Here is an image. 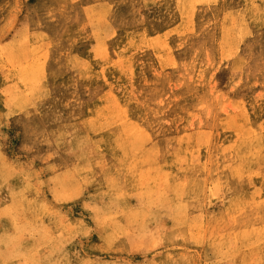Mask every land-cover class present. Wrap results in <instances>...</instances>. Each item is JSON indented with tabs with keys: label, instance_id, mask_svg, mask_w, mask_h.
Returning <instances> with one entry per match:
<instances>
[{
	"label": "rangeland",
	"instance_id": "rangeland-1",
	"mask_svg": "<svg viewBox=\"0 0 264 264\" xmlns=\"http://www.w3.org/2000/svg\"><path fill=\"white\" fill-rule=\"evenodd\" d=\"M54 1L0 0V264H264V0Z\"/></svg>",
	"mask_w": 264,
	"mask_h": 264
},
{
	"label": "bare ground",
	"instance_id": "bare-ground-1",
	"mask_svg": "<svg viewBox=\"0 0 264 264\" xmlns=\"http://www.w3.org/2000/svg\"><path fill=\"white\" fill-rule=\"evenodd\" d=\"M15 1H16V0H15ZM53 1H54V0H53ZM72 1H73V0H72ZM18 2H19V1H18ZM54 2H55V1H54ZM14 3H15V2H14ZM33 3H34V2H33ZM71 3H72V2H71ZM74 3H75V2H74ZM102 4H103V3H102ZM14 5H15V4H14ZM60 5H61V3H60ZM60 5H59V6H60ZM94 5H95V4H94ZM94 5H93V6H94ZM16 6H17V4H16ZM93 6H92V7H93ZM53 7H54V6H53ZM103 7H104V6H103ZM105 7H106V6H105ZM91 9H92V8H91ZM70 10H71V8H70ZM72 10H73V9H72ZM93 10H94V9H93ZM78 12H79V11H78ZM95 12H96V11H95ZM101 13H102V12H101ZM81 14H82V13H81ZM99 14H100V13H99ZM113 19H114V18H113ZM116 21H117V20H116ZM129 21H130V20H129ZM109 22H110V21H109ZM125 22H126V21H125ZM36 23H37V22H36ZM65 23H66V22H65ZM110 23H111V22H110ZM106 24H107V23H106ZM104 25H105V24H104ZM107 25H108V24H107ZM102 26H103V25H102ZM110 27H111V26H110ZM126 27H128V26H126ZM126 27H125V28H126ZM120 28H121V27H120ZM120 28H119V29H120ZM125 28H124V30H125ZM134 28H135V27H134ZM146 28H147V27H146ZM22 30H24V31H25V34H26V30H25V29H22ZM105 30H107V29L105 28ZM112 30H113V29H112ZM131 30H132V29H131ZM24 31H21V32L24 33ZM35 32H37V31H35ZM112 32H113V31H112ZM129 32H130V31H129ZM40 33H41V32H40ZM40 33H39V34H40ZM33 34H34V33H32V35H33ZM41 34H42V33H41ZM113 34H114V33H113ZM161 34H162V33H161ZM23 35H24V34H23ZM35 35H38V34L36 33ZM43 35H44V34H43ZM118 36H119V35H118ZM20 37H21V36H20ZM47 37H48V36H46V38H47ZM110 37H111V36H110ZM110 37H109V38H110ZM18 38H19V37H18ZM18 38H17V39H18ZM22 38H23V37H22ZM32 38H33V37H32ZM39 38H40V37H39ZM109 38H106V39H109ZM19 39H20V38H19ZM19 39H18V40H19ZM24 39H25V38H24ZM24 39H23V41H24ZM34 39H35V38H34ZM111 39H112V38H111ZM116 39H117V37H116ZM159 39H160V38H159ZM114 40H115V39H114ZM153 40H154V39H153ZM162 40H163V39H162ZM37 41H38V40H37ZM102 41H104V40H102ZM159 41H161V40H159ZM20 42H21V40H20ZM32 42H33V41H32ZM35 42H36V41H35ZM40 42H41V40H40ZM43 42H44V41H43ZM104 42H106V41H104ZM144 42H147V41H144ZM161 42H162V41H161ZM164 42H165V41H164ZM36 43H37V42H36ZM50 43H51V42H50ZM94 43H95V42H94ZM96 43H97V42H96ZM101 43H102V42H101ZM19 44H20V43H19ZM19 44L17 43V45H19ZM25 44H27V43H25ZM142 44H143V42H142ZM162 44H163V43H162ZM29 45H30V44H29ZM29 45H28V46H29ZM98 45L101 46V44H99V43H98ZM147 45H148V44H147ZM13 46H14V45H13ZM13 46H12V47H9V48H13ZM162 46H163V45H162ZM16 48H17V46H16ZM19 48H21V47H19ZM24 48H25V47H23V49H24ZM14 49H15V48H14ZM153 49H154V48H153ZM165 49L167 50V48H165ZM18 50L20 51L21 49H18ZM120 50H121V49H120ZM122 50H123V52L125 51L124 48H123ZM146 50H147V49H146ZM158 50H159V49H158ZM163 50H164V49H163ZM16 51H17V50H16ZM19 51H18V52H19ZM22 51H23V50H22ZM152 51H153V50H152ZM11 52H12V51H11ZM18 52H17V53H18ZM102 52H104V51H101V54H102ZM119 52H120V51H119ZM161 52H162V51H161ZM166 52H168V51H166ZM6 53H8V52H6ZM22 53H23V52L18 53V54H21V55H22ZM114 53H115V52H114ZM170 54H171V52H170ZM8 55H11V53H9ZM21 55H20V56H21ZM157 55H158V54H157ZM157 55H156V56H157ZM16 56L18 57V55H16ZM94 56H97V55L94 54ZM130 56H131V55H130ZM22 57H23V56H22ZM75 57H76V56H75ZM119 57H120V56H119ZM128 57H129V56H128ZM92 58H93V57H92ZM105 58H106V57H105ZM131 58H132V56H131ZM158 58H160V55H159ZM169 58H170V57H169ZM77 59H78V58H77ZM99 59H101V58L99 57ZM108 59H110V58L108 57ZM171 59H172V58H171ZM102 60H103V59H102ZM106 60H107V59H106ZM125 60H126V59H125ZM161 60H162V58H161ZM123 61H124V60H123ZM131 61H132V60H131ZM133 61H134V60H133ZM101 62H102V61H101ZM118 62H121V61L119 60ZM118 62H117V63H118ZM153 62H154V61H153ZM168 62H169V61H168ZM82 63H84V62H82ZM111 63H112V62H111ZM161 63H162V62H161ZM112 64H113V63H112ZM110 65H111V64H110ZM129 65H130V64H129ZM104 66H105V65H104ZM68 68H69V67H68ZM85 68H86V67H85ZM82 69H83V68H82ZM99 69H100V68H99ZM127 69H128V68H127ZM33 72H35V71H33ZM42 72H43V71H42ZM53 72H54V71H53ZM83 72H84V71H83ZM128 72H131V71H128ZM36 73H37V72H36ZM38 73H40V71H39ZM38 73H37V74H38ZM84 73H85V72H84ZM84 73H83V74H84ZM28 74H29V72H28ZM33 74H34V73H33ZM51 74H52V73H51ZM53 74H54V73H53ZM80 74H81V73H80ZM99 74H100V72H99ZM124 74H125V73H124ZM128 74H129V73H128ZM38 75H39V74H38ZM62 75H63V74H62ZM103 75H104V74H103ZM49 76H50V75H49ZM59 76H60V75H59ZM92 76H93V75H92ZM94 76H95V75H94ZM43 77H44V76H43ZM56 77H57V76H56ZM84 77H85V76H84ZM86 77H87V76H86ZM23 78H24V77H23ZM34 78H35V77H34ZM34 78H33V79H34ZM20 79H21V78H20ZM43 79H44V78H43ZM96 79H97V78H96ZM96 79H95V80H96ZM25 80H27V79H25ZM28 80H29V79H28ZM38 81H39V80H38ZM38 81H37V82H38ZM45 81H46V80H45ZM85 81H86V80H85ZM14 82H16V81H14ZM26 82H27V81H26ZM35 82H36V81H35ZM10 83H11V82H10ZM29 83H30V82H29ZM106 83H107V82H106ZM25 84H26V83H25ZM35 84H36V83H35ZM127 84H128V83H127ZM10 85H11V84H10ZM10 85H9V86H10ZM36 85H37V84H36ZM110 85H111V84H110ZM29 86H30V85H29ZM34 86H35V85H34ZM27 87H28V86H27ZM117 87H119V85H118ZM123 87H124V86H123ZM31 88H32V87H31ZM31 88H30V89H31ZM120 88H121V87H120ZM11 89H12V88H11ZM84 89H85V88H84ZM8 90H9V89H8ZM19 90H20V89H19ZM28 90H29V89H28ZM104 90H105V89H104ZM121 91H122V89H121ZM125 92H126V90H125ZM5 93H6V92H5ZM5 93H4V94H5ZM7 93H8V92H7ZM4 94H3V95H4ZM19 94H21V93H19ZM9 95H10V93H9ZM17 95H18V91H17ZM85 95H86V94H85ZM106 96H107V94H106ZM9 97H10V96H9ZM11 97H13V96H11ZM11 97L9 98V100H10V99H14V100H15V98H16V97H15V98H11ZM117 98H118V97H117ZM106 99H107V98H106ZM119 99H121V98H119ZM119 99H118V100H119ZM104 101H105V99H104ZM12 102H13V101H12ZM12 102H11V103H12ZM111 102H112V101H111ZM111 102H109V103H111ZM122 102H124V101H122ZM222 103H223V102H222ZM5 104H6V106H5V109H6V108H7V103L5 102ZM8 104H10V103H8ZM113 104H116V103H113ZM124 104H125V103H124ZM2 105H3V104H2ZM105 105H106V104H105ZM117 105H118V104H117ZM122 105H123V104H121V106H122ZM9 106H10V105H9ZM100 106H101V105H100ZM111 106H113V105H111ZM118 106H119V105H118ZM123 106H124V105H123ZM245 106H246V105H245ZM10 107H11V106H10ZM10 107H9V108H10ZM246 107H247V106H246ZM253 107H254V106H253ZM105 108H106V107H104V109H105ZM114 108H115V107H114ZM114 108H113V109H114ZM223 108H224V107H223ZM99 109H100V108H99ZM102 109H103V108H102ZM110 109H111V108H110ZM113 109H112V111H113ZM121 109H122V108H121ZM116 110H117V109H116ZM102 111H103V110H102ZM112 111L110 110L109 112H112ZM114 111H115V110H114ZM118 111H119V108H118ZM118 111H117V112H118ZM123 111H125L124 108H123ZM130 111H131V110H130ZM242 111H243V110H242ZM248 111H249V109H248ZM256 111H257V109H256ZM259 111H260V110H259ZM6 112H7V109H6ZM37 112H38V111H37ZM99 112H100V111H99ZM109 112H108V113H109ZM30 113H31V112H30ZM100 113H101V112H100ZM102 113H103V112H102ZM108 113H107V116H108ZM122 113H123V112H122ZM122 113H121V114H122ZM126 113H127V112H126ZM243 113H244V112H243ZM3 114H4V113H3ZM116 114H117V113L115 112V115H116ZM119 114H120V113H119ZM123 114H124V116L126 115L125 113H123ZM127 114H128V113H127ZM131 114H132V113H131ZM255 114H256V113H255ZM255 114H254V115H255ZM29 115H30V114H29ZM135 115H136V114H135ZM240 115H241V113H240ZM251 115H253V114H251ZM104 116H105V115H104ZM133 116H134V115H133ZM255 116H256V115H255ZM255 116H254V117H255ZM257 116H258V115H257ZM257 116H256V117H257ZM4 117H5V116H4ZM118 117H119V115H118ZM241 117H244V118H245V116H241ZM241 117H239V118L241 119ZM258 117H259V116H258ZM258 117H257V118H258ZM103 118H104V117H103ZM131 118H132V117H131ZM260 118H261V117H260ZM260 118H259V119H260ZM125 119H126V118H125ZM133 119H134V118H133ZM92 120H93V119H92ZM233 120H234V119H233ZM104 121H105V120H104ZM104 121H103V123H104ZM106 121H108V120H106ZM110 121H111V120H110ZM136 121H137V120H136ZM242 121H243V120H242ZM225 122H226V121H224V123H225ZM234 122H235V121H234ZM234 122H233V123H234ZM245 122L247 123V121H245ZM245 122H244V123H245ZM89 123H90L91 125H93V124H92L93 121H92V123H91V122H89ZM106 123H107V122H106ZM131 123H132V122H131ZM131 123H130V124H131ZM90 124L87 125L88 128H89V125H90ZM104 124H105V123H104ZM110 124H111V123H110ZM110 124H109V125H110ZM127 124H128V123H127ZM235 124H236V123H235ZM235 124H234V125H235ZM248 124H249V123H248ZM118 125H120V124H118ZM135 125H136V124H135ZM135 125H134V126H135ZM224 125H225V124H224ZM226 125H227V124H226ZM96 126H97V123H96ZM106 126H107V125H106ZM126 126H127V125H126ZM131 126H132V125H131ZM136 126H137V125H136ZM98 127H99V126H98ZM104 127H105V126H104ZM109 127H110V126H109ZM99 128H100V127H99ZM99 128H98V129H99ZM101 128H102V127H101ZM116 128H117V126H116ZM118 128H119V127H118ZM127 128H130V127L127 126ZM89 129H90V128H89ZM91 129H92V128H91ZM102 129H103V128H102ZM119 129H120V128H119ZM114 130H115V129H114ZM120 130H121V129H120ZM135 130H136V127H135ZM138 130L140 131L141 129L138 128ZM243 130H244V129H243ZM245 130H247V128H246ZM89 131H90V130H89ZM91 131H92V130H91ZM99 131H100V129H99ZM103 131H104V130H103ZM142 131H143V130H142ZM142 131H141V132H142ZM249 132H250V131H249ZM112 133H113V132H112ZM116 133H117V132H116ZM118 133L121 134L122 132H121V133L118 132ZM250 133H252V132H250ZM256 133H257V132H256ZM87 134H88V133H87ZM87 134H86V135H87ZM113 135H114V134H113ZM122 135H123V134H122ZM245 135L247 136V134H245ZM252 135H253V134H252ZM252 135H251V136H252ZM137 136H138V135H137ZM137 136H135V137L137 138ZM246 136H245V137H246ZM99 137H100V136H99ZM119 137H120V136H119ZM139 137H141V136H139ZM116 138H118V137L116 136ZM116 138H115L114 141H116ZM123 138H124V137H123ZM123 138H122V139H123ZM145 138H147V137L145 136ZM253 138H254V136H253ZM256 138H257V136H256ZM86 139H87V138H86ZM88 139H91V138H88ZM88 139H87V140H88ZM138 139H139V138H138ZM254 139H255V138H254ZM254 139H253V140H254ZM93 140H94V139H93ZM95 140H96V139H95ZM140 140H141V139H140ZM140 140H138V141H140ZM249 140H250V139H249ZM257 140H258V139H257ZM124 141H125V140H124ZM144 141H145V140H144ZM146 141H147V139H146ZM246 141H248V140H246ZM263 141H264V140H263ZM99 142H100V141H99ZM99 142H98V143H99ZM87 143H88V142H87ZM89 143H90V142H89ZM98 143H97V144H98ZM144 143H145V142H144ZM255 143H256V142H255ZM126 144H127V143H126ZM244 144H245V143H244ZM114 145H115V143H114ZM116 145H117V144H116ZM119 145H120V144H119ZM119 145H117V146H119ZM245 145H246V144H245ZM136 146H137V145H136ZM136 146H135V147H136ZM190 146H192V145L190 144ZM258 146H259V145H258ZM182 147H183V146H182ZM186 147H187V146H186ZM243 147H244V146H243ZM118 148H119V147H118ZM136 148H137V147H136ZM136 148H135V149H136ZM245 148H246V147H245ZM133 149H134V148H133ZM184 149H185V148H184ZM188 149H189V147H188ZM201 149H202V148H201ZM250 149H251V148H250ZM153 150H155V149H153ZM150 151H152V150H150ZM150 151H148V153H149ZM185 151H186V150H185ZM94 152H95V151H94ZM181 152H182V150H181ZM187 152H188V151H187ZM251 152H252V151H251ZM251 152H250V153H251ZM129 153H130V152H129ZM127 154H128V153H127ZM176 154H177V153H176ZM180 154H181V153H180ZM152 155H153V152H152ZM159 155H160V154H159ZM139 157H140V156H139ZM146 157H148V156H146ZM157 157H158V156H157ZM163 157H164V156H163ZM1 158H2V157H1ZM3 158H4V157H3ZM136 158H137V155H136ZM88 159H89V158H88ZM144 159H145V158H144ZM180 159H181V158H180ZM3 160H4V159H3ZM139 160H140V159H139ZM152 160H153V158H152ZM171 160H172V159H171ZM86 161H87V160H85V162H86ZM140 161H141V160H140ZM148 161H149V160H148ZM153 161H154V160H153ZM180 161H181V160H180ZM187 161H188V160H187ZM3 162H4V161H3ZM88 162H89V161H88ZM145 162H146V164H147V161H145ZM145 162H143V163H145ZM89 163H90V162H89ZM96 163H97V162H96ZM98 163H99V162H98ZM107 163H108V162H107ZM156 163H157V162H156ZM165 163H166V162H165ZM178 163H179V161H178ZM86 164H87V163H86ZM90 164L92 165V163H90ZM150 164H152V163L150 162ZM189 164H190V163H189ZM0 165H1V163H0ZM83 165H84V164H83ZM95 165H96V164H95ZM111 165H112V164H111ZM111 165H110V166H111ZM162 165H163V164H162ZM164 165H165V164H164ZM174 165H175V164H174ZM87 166H89V165H87ZM87 166L85 165V167H87ZM159 166H160V165H159ZM177 166H178V165H177ZM196 166H197V165H196ZM47 167H48V166H47ZM52 167H54V166H52ZM91 167H93V166H91ZM95 167H96V166H95ZM108 167H109V166H108ZM160 167H161V166H160ZM194 167H195V166H194ZM2 168H3V167H2ZM142 168H145V167H142ZM149 168H150V167H149ZM178 168H179V167H178ZM195 168H196V167H195ZM108 169H109V168H108ZM175 169H176V168H175ZM186 169H187V168H186ZM193 169H194V168H193ZM87 170H88V169H87ZM110 170H111V168H110ZM118 170H119V169H118ZM145 170H146V168H145ZM169 170H170V169H169ZM1 171H2V170H1ZM1 171H0V172H1ZM85 171H86V170H85ZM90 171H91V170H90ZM90 171H89V172H90ZM111 171H113V170H111ZM195 171H196V170H195ZM14 172H15V171H14ZM124 172H125V171H124ZM166 172H167V171H166ZM176 172H177V171H176ZM3 173H4V171H3ZM3 173H2V174H3ZM85 173H86V172H85ZM163 173H164V172H163ZM168 173H169V172H168ZM173 173H174V172H173ZM179 173H180V172H179ZM2 174H1V175H2ZM5 174H7V173H5ZM89 174H90V173H89ZM129 174H130V172H129ZM189 174H190V173H189ZM240 174H241V173H240ZM8 175H9V174H8ZM10 175H12V174H10ZM90 175L93 176L94 174H93V175L90 174ZM163 175H164V174H163ZM166 175H167V173H166ZM166 175H164V176H166ZM168 175H169V174H168ZM173 175H174V174H173ZM196 175H197V174H196ZM59 176H60V175H59ZM107 176H108V175H107ZM21 177H22V176H21ZM93 177H94V176H93ZM22 178H23V177H22ZM59 178H61V177H59ZM104 178H106V177H104ZM165 178H166V181H167V177H165ZM168 178H169V177H168ZM0 179H2V178H0ZM107 179H108V178H107ZM195 179H196V178H195ZM21 180H22V179H21ZM91 180H92V178H91ZM105 180H106V179H105ZM124 180H125V177H124ZM189 180H190V179H189ZM107 181H108V180H107ZM61 182H62V181H61ZM97 182H98V181H97ZM103 182H104V181H103ZM178 182H179V181H178ZM183 182H184V181H183ZM27 183H28V182H27ZM125 183H126V182H125ZM19 184H20V183H19ZM25 184H26V183H25ZM25 184H24V185H25ZM93 184H94V183H93ZM96 184H97V183H96ZM99 184H100V183H99ZM109 184H110V185L112 184V185H114V187H116V185H115L113 182H111V183H109ZM109 184H108V185H109ZM165 184H166V183H165ZM184 184H185V183H184ZM189 184H190V183L188 182V185H189ZM192 184H193V183H192ZM192 184H191V185H192ZM27 185H29V184H27ZM110 185H109V186H110ZM175 185H176V184H175ZM181 185H183V184L181 183ZM4 186H5V185H4ZM31 186H32V185H31ZM34 186H35V185H34ZM90 186H91V185H90ZM170 186H171V185H170ZM173 186H174V185H173ZM1 187H2V186H1ZM6 187H7V186H6ZM18 187H20V185H19ZM105 187H106V186H105ZM114 187H112V188H114ZM180 187H181V186H180ZM12 188H14V186H13ZM22 188H23V187H22ZM102 188H104V186H103ZM109 188H110V187H109ZM112 188H111V190H113ZM174 188H175V187H174ZM181 188H182V187H181ZM185 188H187V187H185ZM185 188H184V189H185ZM190 188H192V186H191ZM194 188H195V187H194ZM31 189H32V188H31ZM31 189H30V190H31ZM34 189H35V188H34ZM176 189H177V188H175V191H177ZM187 189H188V188H187ZM187 189H186V190H187ZM27 190H28V189H27ZM104 190H105V189H104ZM109 190H110V189H109ZM111 190H110V191H111ZM118 190H119V189H118ZM169 190H170V189H169ZM188 190H189V189H188ZM188 190H187V191H188ZM192 190H193V189H192ZM10 191H11V190H10ZM12 191H14V190H12ZM12 191H11L10 195L12 194ZM22 191H23V190H22ZM113 191H114V190H113ZM115 191H116V190H115ZM196 191H197V190H196ZM255 191H256V190H255ZM24 192H25V191H24ZM26 192H27V191H26ZM95 192H96V191H95ZM97 192H98V191H97ZM104 192H106V191H104ZM118 192H119V191H118ZM120 192H121V191H120ZM122 192H123V191H122ZM188 192L190 193V191H188ZM194 192H195V191H194ZM263 192H264V191H263ZM32 193H33V191H32ZM98 193H99V192H98ZM123 193L125 194V191H124ZM178 193H179V192H178ZM180 193H181V192H180ZM186 193H187V192H186ZM186 193H185V194H186ZM191 193H193V192H191ZM248 193H249V191H248ZM14 194H16V193L14 192ZM29 194H30V193H29ZM175 194H176V192H175ZM252 194H253V193H252ZM0 195H1V194H0ZM6 195H7V194H6ZM17 195H18V193H17ZM21 195H22V194H21ZM24 195H25V194H24ZM26 195H27V194H26ZM97 195H98V194H97ZM97 195H96V196H97ZM115 195H116V194H115ZM115 195H114V196H115ZM118 195H120V194H118ZM118 195H117V198H119ZM162 195H163V194H162ZM169 195H170V194H169ZM177 195H178V194H177ZM181 195H182V193H181ZM189 195H190V194H189ZM191 195H192V194H191ZM198 195H199V194H198ZM204 195H205V194H204ZM250 195H251V193H250ZM92 196H93V195H92ZM101 196H102V195H101ZM259 196H260V195H259ZM10 197H11V196H10ZM25 197H26V196H25ZM27 197H29V195H28ZM161 197H162V196H161ZM164 197L166 198V196H164ZM251 197H252V195H251ZM12 198H13V197H12ZM17 198L19 199V197H17ZM20 198H22V197L20 196ZM29 198H30V197H29ZM102 198H103V197H102ZM186 198H187V197H186ZM25 199H26V198H25ZM96 199H97V198H96ZM162 199H163V198H162ZM167 199H168V197H167ZM176 199H177V197H176ZM240 199H241V198H240ZM13 200H14V199H13ZM13 200H12V201H13ZM165 200H166V199H165ZM191 200H192V199H191ZM195 200H196V199H195ZM10 201H11V199H10ZM15 201H16V200H15ZM15 201H13V202H15ZM21 201H22V199H21ZM161 201H162V200H161ZM184 201H185V200H184ZM189 201H190V200H189ZM193 201H194V200H193ZM242 201H243V200H242ZM254 201H255V200H254ZM263 201H264V200H263ZM23 202H24V201H23ZM96 202H97V201H96ZM104 202H105V201H104ZM232 202H234V201L231 200L230 203H232ZM243 202H244V201H243ZM260 202H262V201H260ZM7 203H8V202H7ZM16 203H19V202L16 201ZM21 203H22V202H21ZM31 203H32V202L29 201V204H31ZM236 203H237V202H236ZM236 203H234V204H236ZM19 204H20V203H19ZM22 204H23V203H22ZM95 204H96V203H95ZM100 204H101V203H100ZM102 204H103V203H102ZM162 204H163V203H162ZM172 204H173V202H172ZM234 204H231V205L234 206ZM14 205H16V204H14ZM24 205H25V204H24ZM167 205H168V204H167ZM236 205H237V204H236ZM256 205H258V201H257V204H256ZM1 206H2V205H1ZM21 206H22V205H21ZM25 206H26V205H25ZM35 206H36V205H35ZM106 206H107V205H106ZM238 206H239V205H238ZM16 207H17V206H16ZM18 207H20V206L18 205ZM18 207H17V208H18ZM26 207H27V206H26ZM32 207H33V206H32ZM98 207H99V206H98ZM169 207H171V206L169 205ZM22 208H23V207H22ZM22 208H21V209H22ZM27 208H28V207H27ZM27 208H26V209H27ZM29 208H30V207H29ZM33 208H34V207H33ZM191 208H192V207H191ZM26 209H24V211H25ZM37 209H38V208H37ZM97 209H98V208H97ZM99 209H100V208H99ZM166 209H167V208H166ZM169 209H171V208H169ZM169 209H168V210H169ZM229 209L233 210L232 207L229 208ZM234 209H235V208H234ZM238 209H239V208H238ZM1 210L4 211V209H1ZM31 210H32V209H31ZM100 210H101V209H100ZM163 210H164V207H163ZM9 211H10V210H9ZM165 211H166V210H165ZM239 211H241V210H239ZM0 212H2V211H0ZM37 212H38V211H37ZM101 212H103V211L101 210L100 213H101ZM174 212H175V211H174ZM178 212H179V208H178ZM228 212H229V211H228ZM7 213H8V212H7ZM29 213H30V212H29ZM32 213H33V211H32ZM38 213H40V212H38ZM38 213H36V214L38 215ZM168 213H169V212H168ZM168 213H166V214H168ZM184 213H185V212H184ZM1 214H2V213H1ZM22 214H23V213H22ZM22 214H21L20 216H22ZM178 214H182V215H183V213H178ZM239 214H240V213H239ZM2 215H3V214H2ZM4 215H5V214H4ZM8 215H10V214H8ZM14 215H15V214H14ZM23 215H24V214H23ZM33 215H35V214H33ZM39 215H40V214H39ZM102 215H104V214L102 213ZM105 215L107 216L106 213H105ZM169 215H170V213L168 214V216H169ZM171 215H172V214H171ZM182 215H181V217H182ZM232 215H233V214H232ZM237 215H238V214H237ZM29 216H32V214L29 215ZM168 216H167V217H168ZM14 217H15V216H14ZM178 217H179V216H178ZM235 217H236V216H235ZM0 218H1V217H0ZM17 218H18V217H17ZM36 218H37V217H36ZM123 218H124V217H123ZM174 218H175V217H174ZM37 219H39V217H38ZM168 219H169V218H168ZM175 219H176V218H175ZM16 220H17V219H16ZM34 220H36V219L34 218ZM117 220H119V219H117ZM147 220H148V219H147ZM176 220H177V219H176ZM38 221H39V220H38ZM109 221H110V220H109ZM115 221H116V220H115ZM123 221H124V219H123ZM126 221H127V220H126ZM178 221H179V220H177L176 222H178ZM17 222H18V221H17ZM116 222H117V221H116ZM15 223H16V222H15ZM15 223H14V224H15ZM35 223H36V221H35ZM37 223H38V222H37ZM114 223H115V222H114ZM99 224H101V222H99ZM102 224H103V223H102ZM115 224L117 225V223H115ZM118 224H120V223H118ZM126 224H127V223H125V225H126ZM150 224H151V223H150ZM185 224H186V223H185ZM187 224H188V223H187ZM187 224H186V225H187ZM179 225H180V224H179ZM179 225H177V226H179ZM181 225H182V224H181ZM23 226H24V225H23ZM23 226H21L22 229H23ZM173 226H174V225H173ZM17 227H18V226H17ZM29 227H30V226H29ZM110 227H111V226H110ZM19 228H20V227H19ZM31 228H32V227H31ZM31 228H30V229H31ZM108 228H109V227H108ZM113 228H114V227H113ZM115 228H116V227H115ZM170 228H171V227H170ZM33 229H34V228H33ZM53 229H54V228H53ZM53 229H52V230H53ZM18 230H19V229H18ZM28 230H29V229H28ZM37 230H39V228H37ZM50 230H51V229H50ZM50 230H49V231H50ZM52 230H51V232H53ZM114 230H115V229H114ZM31 231H32V230H31ZM24 232L26 233V230H25ZM24 232H23V233H24ZM32 232H33V231H32ZM34 232H35V231H34ZM34 232H33V233H34ZM41 232H42V231H41ZM41 232H40V234H42ZM46 232H47V230H46ZM19 233H20V232H19ZM23 233H22V234H23ZM25 233H24L23 235H25ZM112 233H113V232H112ZM114 233H115V232H114ZM28 234H29V233H28ZM34 234H35V233H34ZM43 234H44V233H43ZM45 234H46V233H45ZM106 234H107V233H104V235H106ZM17 235H19V234H17ZM26 235H27V233H26ZM31 235L33 236V234H31ZM53 235H54V234H53ZM15 236H16V235H15ZM36 236H37V234H36ZM41 236H44V235H41ZM46 236H47V235H46ZM48 236H49V234H48ZM58 236H59V235H58ZM38 237H40V236H38ZM38 237H37V238H38ZM50 237H51V236H50ZM63 237H64V236H63ZM254 237H255V236H254ZM6 238H7V237H6ZM9 238H10V237H9ZM13 238H14V237H13ZM18 238H20V237H18ZM25 238H26V237H25ZM27 238H30V236L28 237V235H27ZM34 238H35V237H34ZM110 238H111V237H110ZM7 239H8V238H7ZM14 239L17 240V236H16V238H14ZM21 239H22V238H21ZM42 239H43V238H42ZM51 239H52V238H51ZM63 239H64V238H63ZM67 239H68V238H67ZM254 239H256V238H254ZM12 240H13V239H12ZM19 240H20V239H19ZM31 240H32V239H31ZM33 240H34V239H33ZM36 240L38 241L39 239H36ZM56 240H57V239H56ZM111 240H112V239H111ZM113 240H115V239H113ZM2 241H3V240H2ZM9 241H10V240H9ZM9 241H8V242H9ZM13 241H14V240H13ZM13 241H11V242H13ZM23 241H24V240H23ZM67 241H68V240H67ZM115 241H116V240H115ZM4 242H5V241H4ZM6 242H7V241H6ZM18 242H19V241H18ZM42 242H43V241H42ZM106 242H107V241H106ZM108 242H110V241H108ZM111 242H112V241H111ZM256 242L259 243L257 240H256ZM22 243H23V242H22ZM24 243H25V242H24ZM34 243H35V242H34ZM44 243H45V242H44ZM47 243H48V242H47ZM112 243H113V242H112ZM116 243H117V242H116ZM40 244H41V243H40ZM59 244H60V243H59ZM66 244H67V243H66ZM107 244H108V243H107ZM38 245H39V244H38ZM1 246H2V245H1ZM7 246H8V245H7ZM41 246H42V245H41ZM44 246H45V245L43 244V247H44ZM10 247H11V246H10ZM16 247H17V246H16ZM16 247H15V248H16ZM5 248H6V250L8 249L7 247H5ZM39 248H40V246H39ZM9 249H10V248H9ZM9 249H8V252H11L12 250L14 251V248H13L12 250L10 249L11 251H9ZM16 249H17V248H16ZM32 249H34V248H32ZM32 249H31V250H32ZM64 249H65V248H64ZM18 250L20 251V249H17V251H18ZM31 250H30V251H31ZM73 250H74V249H73ZM15 251H16V250H15ZM21 251H22V250H21ZM21 251H20V253H21ZM23 251H24V250H23ZM62 251H63V250H62ZM62 251H61V252H62ZM64 251H65V250H64ZM34 252H35V251H34ZM43 252H44V251H43ZM58 252H59V251H58ZM13 253H14V252H13ZM38 253H39V252H38ZM9 254H10V256H11V253H9ZM17 254H18V253H17ZM17 254H14V255H17ZM34 254H35V253H34ZM45 254H46V253H45ZM66 254H67V253H66ZM14 255H12V256H14ZM27 255H28V254H27ZM63 255H64V254H63ZM19 256H20V255H19ZM29 256H30V255H29ZM35 256H36V255H35ZM41 256H42V255H41ZM43 256H44V255H43ZM48 256H49V255H48ZM51 256H52V255H51ZM58 256H59V255H58ZM1 257H2V256H1ZM4 257L7 259V256H4ZM17 257H18V255H17ZM23 257H24V256H23ZM27 257H28V256H27ZM33 257H34V256H33ZM59 257H60V256H59ZM62 257H63V256H62ZM2 258H3V257H2ZM10 258H12V257H10ZM19 258H20V257H19ZM50 258H51V257H50ZM0 259H1V258H0ZM23 259H24V258H23ZM23 259H21V260H23ZM54 259H55V258H54ZM54 259H53V260H54ZM56 259H57V258H56ZM63 259H64V258H63ZM3 260H4V259H3ZM13 260H14V259H13ZM27 260H28V259H27ZM29 260H30V259H29ZM35 260H36V259H35ZM37 260H38V259H37ZM43 260H44V259H43ZM16 261H17V260H16ZM16 261H15V262H16ZM25 261H26V260H25ZM51 261H52V260H51ZM65 261H66V259H65ZM37 262H38V261H37ZM43 262H45V261H43ZM43 262H42V264H43ZM60 262H61V261H60ZM67 262H68V261H67ZM19 263H20V262H19ZM35 263H36V262H35ZM46 263H47V262H46ZM50 263H51V262H50ZM54 263H55V261H54ZM10 264H11V263H10ZM17 264H18V263H17ZM26 264H27V263H26ZM32 264H34V263H32ZM48 264H49V263H48Z\"/></svg>",
	"mask_w": 264,
	"mask_h": 264
}]
</instances>
